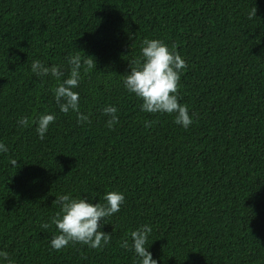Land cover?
<instances>
[{"label":"trees","instance_id":"16d2710c","mask_svg":"<svg viewBox=\"0 0 264 264\" xmlns=\"http://www.w3.org/2000/svg\"><path fill=\"white\" fill-rule=\"evenodd\" d=\"M0 264H264V0H0Z\"/></svg>","mask_w":264,"mask_h":264},{"label":"bare ground","instance_id":"6f19581e","mask_svg":"<svg viewBox=\"0 0 264 264\" xmlns=\"http://www.w3.org/2000/svg\"><path fill=\"white\" fill-rule=\"evenodd\" d=\"M84 85V84H83Z\"/></svg>","mask_w":264,"mask_h":264}]
</instances>
